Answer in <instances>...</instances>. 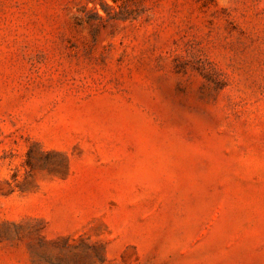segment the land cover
<instances>
[{
    "label": "rangeland",
    "instance_id": "1",
    "mask_svg": "<svg viewBox=\"0 0 264 264\" xmlns=\"http://www.w3.org/2000/svg\"><path fill=\"white\" fill-rule=\"evenodd\" d=\"M0 264H264V0H0Z\"/></svg>",
    "mask_w": 264,
    "mask_h": 264
}]
</instances>
